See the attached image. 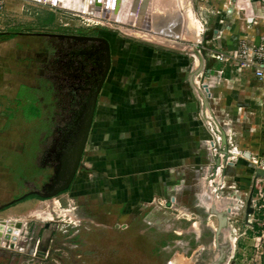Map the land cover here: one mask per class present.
Returning a JSON list of instances; mask_svg holds the SVG:
<instances>
[{
	"label": "rangeland",
	"instance_id": "rangeland-1",
	"mask_svg": "<svg viewBox=\"0 0 264 264\" xmlns=\"http://www.w3.org/2000/svg\"><path fill=\"white\" fill-rule=\"evenodd\" d=\"M158 2L163 11L156 20L158 28L152 34L155 39L149 42L141 38L148 36L146 32L138 30L129 35L130 32L126 34L121 29H132V24L94 23L51 5L4 0L0 40L15 36L16 40L17 37L24 40L20 43L25 51L23 61L38 68L41 86L39 92H32L33 98L26 96L29 103L20 102L19 107L15 102L11 104L8 110L13 111L10 113L13 118L6 119L4 124L15 127L16 131L5 136L3 144L9 143L8 140L18 142L25 165L19 190L12 194L13 184L9 183L11 191L4 192L9 198L0 205V220H22L24 227L12 234L10 243L2 238L0 264H259L261 232L255 225L250 227L240 211L242 203L255 194L250 195L248 166L253 154L240 150L247 146L256 150L264 147V117L256 130L247 133L253 121L256 123L253 117L241 119L230 112L228 118L216 119L211 112L207 114L209 125L207 120L205 125H218L222 135L211 134L207 141L216 143L219 137L221 150L217 147V151L212 148L204 152L201 166L195 168L190 159L185 173H179L181 183L168 184L167 194L160 193L158 198L147 199L145 205L138 207H125L102 198L113 190L105 188L112 187L109 183L112 179L103 178L102 174L98 177L96 151L89 149L88 139L98 97L110 78L112 67L122 64L127 76L128 71L133 72L135 63L163 62L161 55L169 53L187 64L184 85L192 90L195 80L197 85L195 82L194 85L203 92L202 85L209 80L211 68L218 65L211 53L221 34L231 29L234 19L247 29V16L264 14L263 4L243 0H236L235 8L229 11L226 9L229 0ZM221 9L227 10L222 19L219 18ZM189 13L193 25L200 26V32L189 26ZM95 38L108 43V72L97 93L88 139L74 178L65 193L48 197L46 194L60 179L61 160L72 150L106 64L103 43ZM203 58L209 60L206 65ZM218 67H222L225 78L229 79V65ZM194 68L201 71L193 72ZM235 77L242 79L241 75ZM215 83L220 85L218 77ZM23 92L27 93V89H22ZM260 92L264 104V89ZM211 104V108H220L215 102ZM236 105L244 110L248 108L247 103ZM244 135L249 138L244 139ZM236 149L239 154H232ZM9 152L12 157L13 152ZM234 156L237 160L231 159ZM10 157L7 155L5 164L12 172ZM142 183V187L146 186ZM232 206L239 211L229 215L227 209ZM261 260L264 264L263 257Z\"/></svg>",
	"mask_w": 264,
	"mask_h": 264
},
{
	"label": "crops",
	"instance_id": "crops-1",
	"mask_svg": "<svg viewBox=\"0 0 264 264\" xmlns=\"http://www.w3.org/2000/svg\"><path fill=\"white\" fill-rule=\"evenodd\" d=\"M252 1L253 3L257 2V0ZM148 2L149 0L145 5ZM235 2L236 0H230L229 5L225 8L227 10L233 8ZM149 4L151 6V28L149 31L133 26H131L132 29L123 27L121 29L126 34L130 32L129 35L136 34L138 30L146 32L148 36L141 38L150 42L155 39L152 34L157 31L156 20L160 12L163 11V7H159L158 0H150ZM51 6L58 8L53 4ZM226 9L220 10V19H222L223 13H226ZM61 10L81 17L83 15ZM188 15L189 26L192 27L194 26L191 20L192 14ZM84 16L102 21L103 24H109L108 21L90 15ZM248 23L249 21H246V24ZM194 28L200 32L199 26H194ZM245 29L241 21L234 19L231 29L221 34L214 50L229 51L234 49L239 40L248 33ZM248 34L251 39H257L255 32L249 31ZM17 38L19 39V37ZM18 39L16 40L15 36L0 40V103L6 104L3 107L0 106V205H2V201L9 198V195L4 193L10 190L8 184H13L12 191L10 190L13 194L19 190V182L23 183L24 180V153L19 148V143L14 140H8L9 143L5 141L4 144L2 142L5 136L16 131L15 127L4 126L6 119L13 118L10 114L13 111L8 108L12 107L11 104L14 102L16 105L18 104L17 107L20 102L23 103L22 105L25 102L29 103L26 96L33 98L32 92L35 90L39 92L41 86V80L38 79L40 71L23 61L25 51L20 43L23 44L24 40ZM207 50L213 49L207 48ZM161 57L163 62L135 63L133 72L128 71L127 76L122 64H116L112 67L110 78L97 100L95 118L88 139L89 149L96 151L98 177L101 178L102 174L103 178L112 179L109 182L112 183V187L106 186L105 188L109 191L113 190L107 195H103L102 198L111 200L114 204L125 207L145 205V200L158 198L160 193L167 194L168 184L182 182L179 180V173L182 175L185 173V169L190 165V159L194 168L201 166L202 154L209 151L207 146L209 147L210 143L207 140L210 135H214V133L215 136L222 135L219 127L218 131L217 128L211 131V128L207 126L209 125L207 114L212 112L216 119L220 116L228 118L230 112L236 113L241 119L253 117L256 119V123L253 121L252 128L249 132L246 131L247 133L256 130L264 117V104L261 103L263 93L260 92L264 86L252 76L251 72L243 73L242 79L236 78L231 73L229 79L225 78L224 72V78L220 79V85L213 81L208 83L211 95L206 98L201 89L194 85L193 77L191 80L194 86H191L192 90L184 85L186 79L183 73L186 71L187 64L184 61L181 62V58L169 53H163ZM205 57H208L207 53H205ZM203 62L206 65L209 60L204 59ZM215 62L218 65L221 64L216 60ZM218 65L211 68L212 72L222 68H219ZM196 70L201 71L200 68H194L193 72ZM161 76L164 78L159 81ZM195 84L197 85L196 82ZM25 88L27 93H21V90ZM212 102L219 104L220 108L218 110L211 108ZM237 102L247 103L248 108L244 110V108L238 107ZM206 120L207 125H205ZM226 126L224 125V127ZM247 135H244V139L249 138L246 137ZM260 148L256 150L252 146H247L240 151L261 155L264 152V147L260 146ZM9 150L13 152L12 157H10ZM233 154L238 155V150L233 151ZM7 155L12 160L14 168L12 172L7 169L5 164ZM231 159L237 160V156L231 157ZM240 161L243 163V160ZM145 172L147 173L145 174ZM83 180H85V175ZM142 182L146 186L142 187ZM98 197L102 199L100 194Z\"/></svg>",
	"mask_w": 264,
	"mask_h": 264
},
{
	"label": "water",
	"instance_id": "water-1",
	"mask_svg": "<svg viewBox=\"0 0 264 264\" xmlns=\"http://www.w3.org/2000/svg\"><path fill=\"white\" fill-rule=\"evenodd\" d=\"M35 3L45 2L48 5H55L60 9L72 11L77 14L90 15L110 23H117L122 25L132 24L134 16L137 14L136 23L139 22L140 27L145 30H150L151 11L147 8L142 9L140 0H28ZM139 10V11H138ZM142 15L138 20V16ZM138 26V25H137ZM105 49L104 57L106 58L105 67L102 70L101 78L98 82L97 89L90 97L89 106H87L85 114L82 118L78 134L75 138L72 150L64 159L61 160L62 170L59 172V181L54 183L51 191L46 196H54L60 192L67 190L71 181L74 178L76 169L78 167L84 145L88 139V132L91 126L93 113L96 105L97 93L99 92L109 68V46L108 43L101 38ZM225 151V148L224 150ZM258 174H262L259 172ZM230 212V209H227ZM252 213L251 199L249 197L245 207V222L248 223V217ZM24 227L22 220H0V243L2 238L4 241H10L12 234L19 232ZM10 243V242H9Z\"/></svg>",
	"mask_w": 264,
	"mask_h": 264
},
{
	"label": "built area",
	"instance_id": "built-area-1",
	"mask_svg": "<svg viewBox=\"0 0 264 264\" xmlns=\"http://www.w3.org/2000/svg\"><path fill=\"white\" fill-rule=\"evenodd\" d=\"M246 3H253L252 0H243ZM260 4L264 5V0H257ZM4 9V0H0V12ZM256 19V20H254ZM245 21H249L247 24V31L255 32L257 35V39H251L250 34H246V36L242 37L236 47L229 51H220L219 49L213 51L211 56L223 65H229L231 75H242L245 72H251L252 76L259 80L261 84L264 86V14L258 15L253 14V16H247ZM255 25H251V23ZM251 25V26H250ZM213 73V74H212ZM224 71L223 69L213 70L211 71V76L209 80H207L202 86L203 94L205 97H210L208 88L205 87L208 85L210 81L215 83L217 77L223 79ZM215 124V123H214ZM212 129H216L218 131V125L210 126ZM215 136V133H214ZM220 138L216 137V143L213 141L209 144V151L215 149L217 151V147L221 150L219 145ZM224 149V148H223ZM233 154V153H232ZM242 154V153H241ZM248 166L251 169V186L252 189L250 191V195L255 192L254 198L251 199V207L252 213L248 217V221L250 223V227L257 226L261 232L258 237V241H261L262 251L259 253V264H262L261 258L263 257L264 261V156L253 155L250 160H248ZM261 172L262 174H258ZM246 199V198H245ZM245 207L246 202L242 203L240 206L241 213L243 212V216L245 217ZM230 209L229 215L236 213L233 211H239V208L236 206L228 207ZM251 217V218H250ZM230 218V217H228ZM250 218V220H249Z\"/></svg>",
	"mask_w": 264,
	"mask_h": 264
},
{
	"label": "bare ground",
	"instance_id": "bare-ground-1",
	"mask_svg": "<svg viewBox=\"0 0 264 264\" xmlns=\"http://www.w3.org/2000/svg\"><path fill=\"white\" fill-rule=\"evenodd\" d=\"M146 1L147 0H145V2H143L142 3V9L145 11L147 8H149L150 9V11H151V6H150V0H149V2H148V4L147 5H145V3H146ZM230 1V0H229ZM141 2H142V0H140V4H141ZM235 8V6L233 7V9ZM230 10V8L228 9V11ZM139 11V10H138ZM158 12V11H157ZM137 14L138 13H136V15L134 16V20L132 21L133 23H132V25L131 26H135V27H138V26H140V24L141 23H139V22H137L136 23V18H137ZM157 14V13H156ZM142 15H140V13H139V16H138V20L140 19L141 20V17ZM82 17L83 18H85V20H87V21H90V22H94V23H101V24H103V22L102 21H97V20H95V19H91L90 17H88V16H84V15H82ZM139 20V21H140ZM195 24V23H194ZM136 25H138V26H136ZM199 28H200V26H199ZM200 30H201V28H200ZM208 86V85H207ZM208 92H209V95H211V93H210V90H209V86H208ZM16 234V233H15ZM234 242V241H233ZM234 247H235V244H234Z\"/></svg>",
	"mask_w": 264,
	"mask_h": 264
},
{
	"label": "flooded vegetation",
	"instance_id": "flooded-vegetation-1",
	"mask_svg": "<svg viewBox=\"0 0 264 264\" xmlns=\"http://www.w3.org/2000/svg\"><path fill=\"white\" fill-rule=\"evenodd\" d=\"M57 149L60 150L61 152L63 151V149L61 150V147H58ZM55 151H56V150H55ZM63 193H65V191H63V192H61V193H59V194H63Z\"/></svg>",
	"mask_w": 264,
	"mask_h": 264
},
{
	"label": "trees",
	"instance_id": "trees-1",
	"mask_svg": "<svg viewBox=\"0 0 264 264\" xmlns=\"http://www.w3.org/2000/svg\"><path fill=\"white\" fill-rule=\"evenodd\" d=\"M36 197V196H35ZM38 199H44V198H40V197H38Z\"/></svg>",
	"mask_w": 264,
	"mask_h": 264
}]
</instances>
